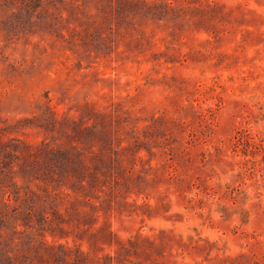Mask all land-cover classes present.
I'll use <instances>...</instances> for the list:
<instances>
[{
	"label": "rangeland",
	"instance_id": "374dc122",
	"mask_svg": "<svg viewBox=\"0 0 264 264\" xmlns=\"http://www.w3.org/2000/svg\"><path fill=\"white\" fill-rule=\"evenodd\" d=\"M0 264H264V0H0Z\"/></svg>",
	"mask_w": 264,
	"mask_h": 264
}]
</instances>
